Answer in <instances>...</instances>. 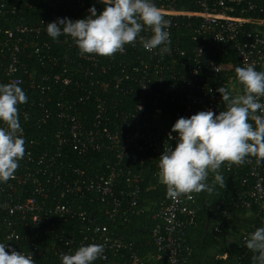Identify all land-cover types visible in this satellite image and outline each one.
Masks as SVG:
<instances>
[{
  "label": "built area",
  "instance_id": "2783aa9c",
  "mask_svg": "<svg viewBox=\"0 0 264 264\" xmlns=\"http://www.w3.org/2000/svg\"><path fill=\"white\" fill-rule=\"evenodd\" d=\"M152 2L170 21L171 52L163 57L159 49L146 51L139 38L114 57L82 56L71 37L47 34L46 25L58 18L84 19L93 7L99 14L101 0H0V64L8 83L28 98L18 106L26 154L14 178L0 182V242L32 253L35 264H62L61 253L91 243L105 248L93 264H193L187 232L197 225L200 193L160 199L150 218L155 252L145 257L119 228L145 211L146 194L166 187L158 164L164 148L176 145L174 123L225 110L221 86L243 93L225 73L232 67L214 61L215 47L233 46L241 67L264 71V19L248 16L256 9L249 0ZM182 43L191 48L192 63L178 61L186 57ZM262 169L253 165L255 183L234 207L264 215ZM229 214L223 211L220 223Z\"/></svg>",
  "mask_w": 264,
  "mask_h": 264
},
{
  "label": "clouds",
  "instance_id": "9594fccd",
  "mask_svg": "<svg viewBox=\"0 0 264 264\" xmlns=\"http://www.w3.org/2000/svg\"><path fill=\"white\" fill-rule=\"evenodd\" d=\"M102 12L93 7L84 19H59L46 25L47 34L56 40L69 36L80 55L114 57L125 51V45H135L139 38L146 51L159 49L163 57L171 52L170 21L152 0H101ZM148 30L150 37L141 35ZM236 78L243 93L233 95L226 87L217 91L226 108L216 115L213 111H199L189 118L181 117L172 126L177 133L175 147L164 148L159 157L158 177L166 186V195L172 200L192 193H211L218 184L226 187L220 172L227 163L241 165L246 158L264 161V71L254 65L235 68ZM25 91L16 83L0 84V182L14 178L19 161L26 154L19 105L27 103ZM260 113V114H257ZM251 121V122H250ZM169 133V139H173ZM214 174L211 184L207 181ZM18 239V237H17ZM12 240L11 237L8 241ZM244 246L253 253V264H264V227L246 237ZM6 247L8 250L6 251ZM103 244L79 246L74 254L61 253L62 264H93L103 257ZM0 264H35L33 254H23L0 242Z\"/></svg>",
  "mask_w": 264,
  "mask_h": 264
},
{
  "label": "trees",
  "instance_id": "16d2710c",
  "mask_svg": "<svg viewBox=\"0 0 264 264\" xmlns=\"http://www.w3.org/2000/svg\"><path fill=\"white\" fill-rule=\"evenodd\" d=\"M249 1L256 6V9L250 12L248 16L264 19V0ZM94 5L98 7V3ZM32 13L39 14L36 11ZM179 47L182 51H186V57H182L178 61L182 59L192 63L191 48L183 43L179 44ZM1 52L2 50H0V56H2ZM59 52L66 51L60 49ZM213 52V59L217 64H226L232 67L230 71L225 73L236 77L235 68L241 67L237 50L233 46L218 45ZM36 63L39 64L40 69H43L40 63L37 61ZM1 66L0 64V84H7L8 76ZM60 93L61 89H58L57 94ZM34 96L37 98V95ZM43 97L40 94L38 100ZM247 159L251 163L243 164L241 167L228 166L227 163L221 166L220 172L226 179L225 188L217 184L211 193L200 192L202 210L197 225L187 232L188 243L194 251L193 264H253V253L244 246V242L250 233L259 227H264V215H259L256 211L257 208L247 211L231 204L241 193L253 187L255 183L251 175L253 165L263 164L262 171L264 174V161L257 164L255 157H248ZM213 178L214 174L210 173L207 182L211 184ZM161 198L169 199L166 195V187L157 188L146 194L145 200L147 199V201L142 202L145 211L133 218L130 223L119 228L121 237L134 245L136 251L143 257L147 256L150 251L155 252V247L151 244L153 221L150 218L157 210ZM225 210H228L230 214L224 219L223 225L220 222L224 218L222 213Z\"/></svg>",
  "mask_w": 264,
  "mask_h": 264
},
{
  "label": "water",
  "instance_id": "95a60500",
  "mask_svg": "<svg viewBox=\"0 0 264 264\" xmlns=\"http://www.w3.org/2000/svg\"><path fill=\"white\" fill-rule=\"evenodd\" d=\"M146 231V230H145Z\"/></svg>",
  "mask_w": 264,
  "mask_h": 264
}]
</instances>
